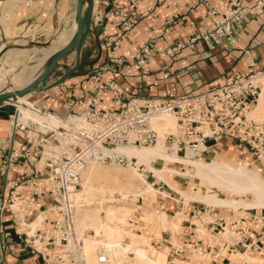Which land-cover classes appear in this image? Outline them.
Here are the masks:
<instances>
[{"label": "built area", "instance_id": "obj_1", "mask_svg": "<svg viewBox=\"0 0 264 264\" xmlns=\"http://www.w3.org/2000/svg\"><path fill=\"white\" fill-rule=\"evenodd\" d=\"M198 2L207 6L205 21L202 27L196 28L188 45L203 42L209 49L224 41L231 46L236 45L235 30L241 29L250 15L264 10V0H256L253 6H245L242 0H236L234 5H223L224 13L215 9L208 0ZM192 7L198 8V5ZM178 19L176 15L167 25L176 23ZM135 22L123 21L122 31L109 35L114 50L124 43L125 33L134 30ZM190 23L195 24L194 21ZM179 47L180 44L170 52ZM152 51L153 48L145 45L131 56L132 65L124 57H114L88 72V88L82 95L73 93L70 96L66 101L65 115L45 105L31 103L33 110L53 117L62 127L50 125L46 120L44 124L19 122L20 111L15 105V113L10 117L11 135L15 137L19 133L22 144L6 152L0 168L4 188L9 185L12 189L8 198L0 190V225L4 214L10 212L19 239L46 264H84V243L75 225L77 203L74 200L81 187L82 170L90 162L136 163L135 157L117 149L157 144L160 133L151 126V121L158 116L176 118L177 131L167 132L165 143L168 148L177 144L180 155L191 151L204 158L214 151L223 137L228 136L237 140L239 149L248 148L263 161L264 119L249 118L248 114L264 93V70L237 71L221 77L215 84H206L202 91L190 95L171 98L129 96L118 82V75L130 73L131 66L140 68L145 65ZM108 93L114 99L115 108L105 107ZM13 168L18 170L16 179L9 178ZM144 172L147 179L151 174L156 180L151 171ZM153 185L159 186L158 193L163 197L179 201L174 195L177 192L168 183L154 181ZM166 186L168 191L164 195ZM14 205L18 208L14 209ZM23 207L34 212L33 218L23 215ZM253 210H232L224 214L218 206L194 208L191 219L187 220V231L177 237L175 234L167 235L155 247L167 251L166 264H211L220 258L226 259L224 264H238L232 257L241 253L264 256V216L250 213ZM40 215L44 218L35 229H31L33 221ZM54 215L55 222L48 226V218ZM129 222L134 229L138 227L137 220L131 218ZM226 232H232L234 237L226 239L223 236ZM214 237H219V241ZM202 254L209 255L210 260L203 261L197 257ZM98 258L101 263L108 261L102 251ZM242 264L253 263L243 259Z\"/></svg>", "mask_w": 264, "mask_h": 264}, {"label": "crops", "instance_id": "obj_2", "mask_svg": "<svg viewBox=\"0 0 264 264\" xmlns=\"http://www.w3.org/2000/svg\"><path fill=\"white\" fill-rule=\"evenodd\" d=\"M208 1L221 13L225 12L223 9L224 4L234 5L236 3V0ZM242 2L245 6H253L256 0H242ZM196 4L198 8L192 7ZM76 7V0H22L14 5L4 3L2 14L10 23L18 25L19 28L23 26L29 28L35 23L48 24L51 22L55 26H59L61 23L67 22L70 17H73V14L70 17L66 16V14L68 11L72 12ZM206 11L207 6L202 2H198V0H96L93 28L83 47L81 68L63 84L47 91L29 94L27 99H31L29 100L31 103L35 102L38 105H45L48 109L60 115H65L67 112L66 101L70 96L73 93L82 95L84 90L88 88L86 82V74L88 72L102 66L114 57H124L132 65L131 56L145 45L153 48V54L148 56L147 63L140 68L131 66L130 73H121L117 77L118 82L125 88L129 96L143 95L171 98L190 95L202 91L206 84H215L221 77L233 75L237 71L264 70V10L255 15H250L244 21L243 27L235 30L237 44L234 46L225 41L214 49H209L203 42H197L190 46L188 41L194 35L196 28L202 27ZM176 15L179 17L177 22L167 25L168 21ZM2 21L3 18L0 14V24ZM123 21L129 23L136 21L134 30L125 33L124 43L119 49L114 50L109 40V35L121 32ZM191 21H194L195 24L192 25ZM167 27L169 28L168 31H166ZM70 29L67 28L64 31L62 30L63 32H57L52 40L56 39L58 34L67 33ZM20 41H22L23 45L32 42V40L25 38ZM178 44L181 47L170 52ZM45 46L31 44L29 47H21L20 51L12 54L9 53L12 51L10 50L3 57V62L1 63H4L5 70L10 74H16L15 78L11 79L15 88L25 86L40 69L48 51L45 50L36 61L35 48H46ZM22 58L26 59L25 62L18 70H13L14 65ZM65 59L71 60L72 63L70 64L68 61H63L62 63L66 67H72L75 63V54L70 53ZM60 68H63L61 76L65 73L66 68ZM60 76L55 74L52 81ZM105 81L106 78L103 79V82ZM87 97L89 98L90 96L87 95ZM17 106L24 107V105ZM105 107H116L114 99L109 93L106 95ZM14 113V103H3L0 105V168L3 166L6 152L11 147L19 148L22 144L19 133L15 137L11 135L10 117ZM221 147H228L231 151L235 150L241 155L249 154L260 166L259 168L255 167V169L260 173L261 171L264 173V157L263 161H261L250 149H239L237 140L225 136L219 141L213 152ZM225 152L228 153L227 151ZM9 178H18V170L16 168L10 171ZM165 189L168 190V187L166 186ZM0 190L4 192L5 198H8L12 191L9 185L4 188V180L2 178H0ZM177 194L178 196L180 195L179 193ZM158 200L161 205V210L159 211H162V209L166 211L168 218L174 219L176 214L179 213L183 217L179 232H174L168 228L162 231L160 237L151 235L158 229V222L157 224H147L149 226L148 229L154 231L153 233L150 232V234L148 230L146 232L149 236L151 235V243L154 245L161 242L167 235L175 234L177 237V235L179 236L186 232L187 220L191 219L194 208H204L206 205L199 201L184 199H179L176 202L162 195L158 197ZM13 208L17 209L18 206L14 205ZM22 209L25 217L33 218L34 212L24 209V207ZM263 210L259 211V209L255 208L250 213H258L264 216ZM3 220L0 225V264H46L38 254L33 253L29 246L19 239L15 233L16 224L10 212L4 214ZM55 220V215L50 216L47 220V225H52ZM255 229L258 230V226H255ZM251 256L257 259V261H252L253 264H264V256ZM258 260L263 262L259 263ZM225 262V258H220L217 262L212 261L211 264H224Z\"/></svg>", "mask_w": 264, "mask_h": 264}, {"label": "rangeland", "instance_id": "obj_3", "mask_svg": "<svg viewBox=\"0 0 264 264\" xmlns=\"http://www.w3.org/2000/svg\"><path fill=\"white\" fill-rule=\"evenodd\" d=\"M20 1L22 0H3L0 6V14L3 18V21L0 24V33L5 36L7 41H10L9 43H7L8 47H29L31 44L47 45L55 37L57 32L62 30L64 31L65 29H69L73 26L72 24L74 23V17H70V15H72L76 11V8L72 12L68 11L66 16H69L70 18L67 22L63 24L61 23L62 26H55V24L51 22L48 24L35 23V25L29 28L27 26L19 28L18 25L10 23L7 18L3 16L2 6L4 3L8 5L18 4ZM6 33L8 34V36ZM24 38L32 40V42L23 45L22 41L20 40ZM65 58L62 60V62L68 61L70 62V64L72 63L71 60ZM25 60L26 59L22 58L20 61H18L16 65H14L13 70H18L25 62ZM62 69L63 68H59L56 70V76H60V74H62ZM2 85L3 82L0 84V87ZM22 108L26 109V106ZM258 118H264V115L259 116ZM173 120H175L176 122V119ZM162 126L163 125H160L158 126V128H161ZM165 131L167 132L168 130L166 129ZM170 131L171 130H169V132ZM222 150L227 151L236 160V162L248 160L250 168L260 167L259 165H257V162L250 157L249 154L241 155L238 154L235 150L231 151L228 147L218 148V150L215 151L216 153L213 152L202 158V160L208 161L212 159L217 154V152ZM154 164L158 168H162L163 166L178 167V164H173L160 158H158L156 160V163ZM135 165L136 164L115 165L110 163H91L90 165H88L83 176V187L81 186L80 188L84 189V186L87 187V189L79 195V203L83 206L78 209V219H84L87 222H90L87 224V226L89 227L85 228V232L83 233L86 234L88 238L91 237L93 240L101 241L100 244H97L95 246V248L102 246L103 242H114V245H120L116 248L112 247L113 262L111 264H166L168 260L167 251L159 250L157 247H155V245L151 243V235L160 237L162 235V231L168 228L172 229L174 232H179L181 229L180 223L183 216L181 213H179L177 214L176 219H172L171 217L168 218L167 212L163 209L162 211H159L161 210V205L159 203L160 201L158 200V197H161V195L157 191L151 189L148 186V183L143 182V177L136 173L133 168V166ZM181 166L185 169L187 168L186 165ZM144 167L145 166L141 167V172L143 174H145L143 169ZM261 173L264 176V173L262 171ZM164 176L169 180L171 179L170 181L175 186L185 190L191 195L196 194L199 188V178L182 176L173 173H164ZM149 177L150 178L148 180L151 184L156 181L154 177H151V174H149ZM161 185L162 183H160L159 186ZM159 186L155 185L153 187L156 188V190H159ZM167 191V189H164L163 192L166 193ZM204 193L216 194L217 196L223 198L236 197L235 195L212 185L209 187V190L205 191ZM174 195H176V193H174ZM180 195L178 196L177 194L178 198L180 200H185V198L181 195L183 197L182 198ZM243 199L249 202L252 199V195L248 193L243 197ZM217 206L218 210L224 214L231 213L232 210H234L230 207L219 205ZM256 208L259 209V211L264 209L260 207ZM235 211L240 212V210ZM131 217L137 220L139 223L138 227H136L135 229L129 222ZM204 217L207 218V216ZM157 222L159 226L156 232L148 229V225H150L151 223L157 224ZM93 226L97 229V232H95ZM32 228L34 227L31 226V229ZM112 229H116L115 232H113ZM147 230L149 234L150 232H154V234H151L149 236V234L146 233ZM223 236L229 240L234 237L232 233H225L223 234ZM214 238L216 241H219V237ZM107 245L111 244L107 243ZM131 252L133 253V255H130ZM93 253L95 254L94 250ZM89 254L90 255H88V257L91 260L92 251ZM238 255L232 257L234 261L239 257ZM253 261H257V259ZM258 262L261 263L263 261L258 260Z\"/></svg>", "mask_w": 264, "mask_h": 264}, {"label": "bare ground", "instance_id": "obj_4", "mask_svg": "<svg viewBox=\"0 0 264 264\" xmlns=\"http://www.w3.org/2000/svg\"><path fill=\"white\" fill-rule=\"evenodd\" d=\"M2 2L3 0H0V6ZM73 17H74V23L72 24L73 26L71 27L70 31H68L67 33L58 34L56 39L52 40L49 44L45 46L46 48H43V47L35 48L36 49V52H35L36 61L39 59L40 56H42L45 50L48 51V53L44 57L43 62L41 61L42 65L40 69L32 76V78L27 82L25 86L23 87L20 86L22 88L14 87V84L12 83L11 79H13V77L16 74L8 73L4 68L5 66L4 63H1L3 62L2 59L6 55L7 52H9L10 50H12L9 52L11 54L13 52H18L20 51L21 47H8L7 43H9L10 41H7L5 36H3L2 33H0V80L3 82V85L0 87V94L4 92H8V91H19L23 89L24 87H26L28 84H30L32 81H34L37 77H39L43 73L44 69L47 67L53 55H55V53H57L59 50L64 48L66 45H68L72 41L73 37L75 36L77 32V27H78L76 11L73 13ZM28 95L11 97V98L0 101V104L14 102L15 105L17 104V105L26 106V109L18 106V109L20 111L18 120L19 122H22L24 124H29L31 121L34 123L43 122L42 124H44V121L46 120V122L50 125L62 127L53 117H50L44 114L42 115L41 113H38L36 110H33L31 106V102L27 99ZM262 115H264V93L260 95L257 105L249 112L248 117L263 120L264 118H258L259 116H262ZM173 119H176V118L170 115H161V116L154 118L151 121V126L157 129L158 132H160V139L157 144L152 145V146H146V147L121 146L117 149L118 152H123L129 155V157L136 158V163L134 162V164L136 165L133 166V168L136 171V173H138L141 177H143L144 183H148V186L151 189L157 192L159 191L158 189L156 190V188L153 187L155 185L149 182V180L146 178V175L143 174L141 170L138 169L140 165L146 167V168L145 167L143 168L145 171H151L153 174L157 176L156 177L154 175L156 177L155 182L158 183L159 181H164L168 183L171 186V188H173L176 192L181 194L185 198V200L199 201V202L205 203L206 205H210V206L219 205V206L230 207L234 210H240V209L247 210V209H254L256 207L264 208V176L260 172H258L255 168H250L248 161L244 160L241 162H236L230 154L226 153L223 150L217 152V154L212 159L205 161V160H202L201 157L194 155L191 151H187L186 155L178 154L177 144H175L174 147L172 148H168L165 143V137H166L165 130L167 129L168 130L167 132H169V130H171L170 132L177 131L176 122ZM160 125H163V126L161 128H158V126ZM158 158L164 159L165 161H168L173 164H178V167L163 166L162 168H158L154 164L156 163V160ZM91 163H101V162H90L83 168L81 186H82L85 170L88 167V165H90ZM179 164L186 165L187 168L185 169ZM164 173L165 174L173 173V174L182 175V176L199 178L200 184H199V188L196 194L191 195L185 190L175 186L169 179H167L164 176ZM211 185L219 189H222L226 192H229L235 195L236 197L235 198H223V197L217 196L216 194H205L204 192L209 190V187ZM80 188L77 191V193L74 195V200L77 203L75 225H76V229L79 235H81V237L83 238L84 247H83L82 255H83L84 264H111L113 262L112 261L113 260L112 247L116 248L117 246H120V245H114V242H103L102 246L95 248V246L97 244H100L101 241L93 240L91 237L88 238L86 234L83 233L85 232L84 229L89 227L87 226V224L90 222H87L84 219H78V209H80V207L83 206L82 204L80 205L79 203L80 202L79 195L83 193L84 190L87 189V187L84 186V189L83 188L80 189ZM248 193L252 195V199L249 202L243 199V197L246 196ZM163 194L165 195V192ZM176 216L174 219H176ZM43 218L44 216L40 215L37 219H35L32 223L33 227L35 228V226L40 221H42ZM93 229L95 230V232H97V229L94 226H93ZM115 230H113V232H115ZM106 231H109V230H106ZM226 233H232V232H226ZM107 243H110L111 245H107ZM93 250L95 251V254L93 253ZM91 251H92V254H91L92 257L90 260L88 255H90L89 253ZM101 251L105 255H107L108 261L106 263L99 262L98 257H99V252ZM238 256L239 257L235 259V261L238 264H242L243 259H248L250 261L251 260L253 261L256 259L248 255L247 253L246 254L241 253ZM197 257L203 261L209 259L208 258L209 255L207 254H204V255L202 254L199 256L197 255Z\"/></svg>", "mask_w": 264, "mask_h": 264}, {"label": "water", "instance_id": "obj_5", "mask_svg": "<svg viewBox=\"0 0 264 264\" xmlns=\"http://www.w3.org/2000/svg\"><path fill=\"white\" fill-rule=\"evenodd\" d=\"M95 1L96 0L77 1L76 17L78 27L72 41L55 53V55H53L47 67L39 77L19 91H8L1 93L0 101L11 97L35 94L57 87L63 84L81 68L83 47L93 28L92 23L95 10ZM70 53L75 54V63L72 67H66L65 64L62 63V60ZM60 67L66 68L65 73L54 81H51L56 73V70Z\"/></svg>", "mask_w": 264, "mask_h": 264}]
</instances>
